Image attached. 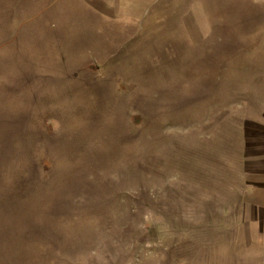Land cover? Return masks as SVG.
<instances>
[{
	"label": "rangeland",
	"instance_id": "374dc122",
	"mask_svg": "<svg viewBox=\"0 0 264 264\" xmlns=\"http://www.w3.org/2000/svg\"><path fill=\"white\" fill-rule=\"evenodd\" d=\"M0 264H264V0H0Z\"/></svg>",
	"mask_w": 264,
	"mask_h": 264
}]
</instances>
